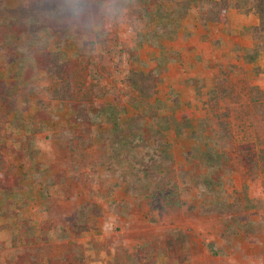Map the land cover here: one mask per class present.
Instances as JSON below:
<instances>
[{
  "label": "rangeland",
  "instance_id": "1",
  "mask_svg": "<svg viewBox=\"0 0 264 264\" xmlns=\"http://www.w3.org/2000/svg\"><path fill=\"white\" fill-rule=\"evenodd\" d=\"M75 1L90 4L86 16H40L48 50L72 63L65 99L54 94L61 80L34 55L11 56L21 57L27 34L8 33L15 49L0 38V84L9 87L0 95L16 103L8 116L0 104V264H264V53L245 58L258 17L231 8L226 20L203 24L193 4L159 48L147 40L155 25L139 10L143 1L51 4ZM133 71L154 73L152 103L188 124L167 134L178 186L155 197L128 189L123 167L103 163L102 141L90 143L92 130L72 123L88 106L117 107L122 121L134 116ZM245 145L262 157L253 177L241 162ZM205 151L223 157L218 166L204 165Z\"/></svg>",
  "mask_w": 264,
  "mask_h": 264
},
{
  "label": "trees",
  "instance_id": "2",
  "mask_svg": "<svg viewBox=\"0 0 264 264\" xmlns=\"http://www.w3.org/2000/svg\"><path fill=\"white\" fill-rule=\"evenodd\" d=\"M52 1L56 3L58 0ZM140 1H143V4L141 3V7L138 6L139 10L155 25L154 32L147 38L151 46L158 45L159 48H163L165 39L176 38L182 20L185 19L194 4L202 6L199 16L203 24L220 23L226 20L225 16L231 8H235L245 15L255 14L259 23L249 29L253 35L254 46L245 58L247 61H253L264 53V0ZM166 3H172V5H166ZM203 3L207 5H203ZM89 7L88 2L75 1L72 6L69 5L59 10L56 4H51V0H28L17 8H8L3 6L0 0V38L4 36L1 46H11L14 49L20 47L14 46L12 41L6 40L9 32H13L16 39L20 38L22 32L27 34L29 39L24 42V47H20L23 49L21 57L15 53L11 56L20 61L22 57L32 58L34 55L35 59L39 61L40 69L61 80V88L54 92L59 100L65 99L66 90H71L74 85V81L71 79L73 67L64 52L48 50L47 43L41 39V33L49 25L43 23L44 19L40 16L45 12H60L62 17L69 16L78 19V17L86 16ZM34 46L36 49L33 51ZM131 85L138 93L137 98L131 102L138 110L134 116L122 121L120 115L123 110H118L117 107L111 105L88 106L79 113V116L73 118L72 123L80 124L82 128L80 130L83 133L92 130V135L88 138L90 143L94 139L102 141L101 150L103 153L106 150L103 163L123 167L121 179L126 182L128 189L134 188L137 192L143 189L148 191V197H155L156 193L158 195L166 191H174L178 186V182L174 179L172 145L167 141V134L172 130L181 134L188 124L181 125L175 115H160L159 104L151 101L157 89V79L154 73L133 71ZM8 88L1 83L0 93L4 95L6 89L8 92ZM257 91V89H253V99L257 98ZM2 103L9 105L5 116L14 112L15 100L8 101L7 98L0 95V104L2 105ZM93 124H96V129H93ZM220 125L219 134L228 135L227 124L221 123ZM104 126H110V129L102 131ZM81 131H77L75 137L83 143L85 138ZM141 149L145 151L144 155H137V150ZM203 157L204 165L209 167L218 166L220 159L223 158L220 154H215L214 151H205ZM261 158V154H257L249 145H245L241 162L247 166L248 173L252 177L255 176V171L260 168ZM85 228H88L85 223L77 225L76 235H80L85 231Z\"/></svg>",
  "mask_w": 264,
  "mask_h": 264
}]
</instances>
